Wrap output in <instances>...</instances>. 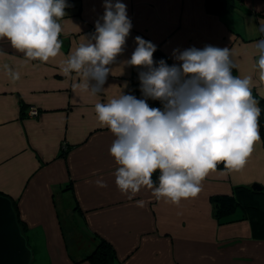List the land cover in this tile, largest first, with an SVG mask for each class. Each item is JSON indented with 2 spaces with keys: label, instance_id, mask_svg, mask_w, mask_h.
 I'll list each match as a JSON object with an SVG mask.
<instances>
[{
  "label": "crops",
  "instance_id": "1",
  "mask_svg": "<svg viewBox=\"0 0 264 264\" xmlns=\"http://www.w3.org/2000/svg\"><path fill=\"white\" fill-rule=\"evenodd\" d=\"M121 2L132 28L104 90L95 96L76 86L82 77L66 76L62 68L95 31L103 0H70L59 21L61 55L47 62L28 59L0 38V192L17 203L34 261L42 251L48 264H90L82 259L104 239L115 250L114 264H264V193L241 194L242 206L223 220L214 216L211 203L215 195L234 193L236 185L264 186L260 131L242 170L217 167L196 197L174 205L146 188L134 197L121 193L109 152L115 137L94 111L97 102L124 92L134 66L124 67L123 75L120 66L130 59L136 36L155 44L169 66L177 63L173 49L228 47L236 76H251L252 91L264 98L254 47L264 38L258 32L264 0H236L233 10L220 14L208 11L206 0ZM31 106L36 115H29Z\"/></svg>",
  "mask_w": 264,
  "mask_h": 264
},
{
  "label": "clouds",
  "instance_id": "2",
  "mask_svg": "<svg viewBox=\"0 0 264 264\" xmlns=\"http://www.w3.org/2000/svg\"><path fill=\"white\" fill-rule=\"evenodd\" d=\"M68 7L66 0H0V38L28 59L47 62L61 55L59 21ZM103 8L95 31L68 54L62 68L66 76L82 77L76 86L92 96L104 90L132 28L121 0H103ZM258 32L264 36V20ZM134 43L120 75L126 66L142 69V98L121 89L107 102H97L94 111L115 137L109 152L118 165L114 175L121 193L134 197L146 188L179 205L200 193L202 181L218 164L233 171L246 166L260 141L259 101L252 94V77L232 74L235 64L228 47L173 49L177 63L169 66L164 59L154 60L157 47L151 41L136 36ZM254 47L264 77V38ZM5 68L14 80L20 79L19 72ZM149 99L160 101L162 108L150 107ZM157 170L158 184L152 179ZM95 183L106 187L102 180Z\"/></svg>",
  "mask_w": 264,
  "mask_h": 264
},
{
  "label": "trees",
  "instance_id": "3",
  "mask_svg": "<svg viewBox=\"0 0 264 264\" xmlns=\"http://www.w3.org/2000/svg\"><path fill=\"white\" fill-rule=\"evenodd\" d=\"M235 1L236 0H206V7L208 11L220 14L233 10L236 4ZM153 58L155 61L164 59L168 64V59L166 58L165 55H162L159 52L158 47L153 54ZM141 70H142L141 68L134 66L132 76L128 80L127 87L124 90L125 94L134 95L137 99L142 98V94L140 92V82L138 79V73ZM232 74L236 76L234 67L232 68ZM252 94L254 98H256L259 101L260 104L259 105L260 116L258 123H259V131L264 144V98L259 97L253 91ZM147 103L149 104L150 107L162 108V105L158 100L149 99L147 100ZM224 166L225 165L223 163L217 165V167L220 168ZM158 176H159V171L157 170V172H155L152 177V179L156 181L157 184H158ZM244 193H247L251 195V197H254L253 195H255L256 193H264V186H261L260 190H254L251 188V186L236 185L234 186V193L232 194H219L211 197L213 213L214 216L217 218V220H221V219L223 220L224 218H226V216L230 215L238 205L242 206V202L241 200L238 199V197ZM0 194L5 195L2 192H0ZM10 199L12 202V206L15 210L18 223L21 227V231L24 233L26 229V225L19 215L17 203L13 198ZM261 218L264 222V211L261 213ZM115 256H116L115 250L112 247V245L108 241L103 239L100 240L95 246V248L92 250V252H90L87 256H85L82 260H87L90 264H114Z\"/></svg>",
  "mask_w": 264,
  "mask_h": 264
},
{
  "label": "water",
  "instance_id": "4",
  "mask_svg": "<svg viewBox=\"0 0 264 264\" xmlns=\"http://www.w3.org/2000/svg\"><path fill=\"white\" fill-rule=\"evenodd\" d=\"M260 190L261 186L252 184ZM31 248L21 231L10 197L0 194V264H30Z\"/></svg>",
  "mask_w": 264,
  "mask_h": 264
},
{
  "label": "rangeland",
  "instance_id": "5",
  "mask_svg": "<svg viewBox=\"0 0 264 264\" xmlns=\"http://www.w3.org/2000/svg\"><path fill=\"white\" fill-rule=\"evenodd\" d=\"M66 2L68 3V4H70V0H66ZM256 194H261V193H256ZM66 222L67 223H72V218H66ZM65 223V222H64ZM26 232V229H25V231H24V235H25V237H27V234L25 233ZM78 233H79V230H78ZM27 239V238H26ZM31 242V241H30ZM28 244V243H27ZM29 246V245H28ZM30 247V246H29ZM31 248V247H30ZM31 251H32V249H31ZM73 252V251H72ZM73 253H75V252H73ZM30 264H48V260H47V258L43 255V252L42 251H38V252H36V254H35V261H34V257H33V251H32V259H31V262H30Z\"/></svg>",
  "mask_w": 264,
  "mask_h": 264
},
{
  "label": "built area",
  "instance_id": "6",
  "mask_svg": "<svg viewBox=\"0 0 264 264\" xmlns=\"http://www.w3.org/2000/svg\"><path fill=\"white\" fill-rule=\"evenodd\" d=\"M29 115H36L38 113V109L36 107L31 106L28 110ZM66 149V146L63 148Z\"/></svg>",
  "mask_w": 264,
  "mask_h": 264
}]
</instances>
